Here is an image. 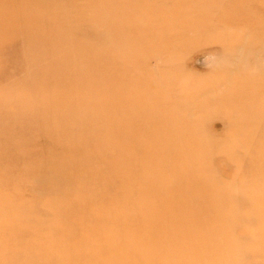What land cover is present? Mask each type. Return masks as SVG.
<instances>
[{"label":"rangeland","instance_id":"rangeland-1","mask_svg":"<svg viewBox=\"0 0 264 264\" xmlns=\"http://www.w3.org/2000/svg\"><path fill=\"white\" fill-rule=\"evenodd\" d=\"M0 264H264V0H0Z\"/></svg>","mask_w":264,"mask_h":264}]
</instances>
